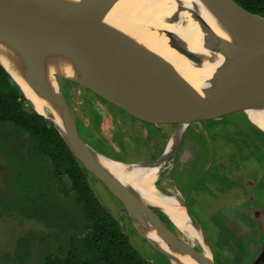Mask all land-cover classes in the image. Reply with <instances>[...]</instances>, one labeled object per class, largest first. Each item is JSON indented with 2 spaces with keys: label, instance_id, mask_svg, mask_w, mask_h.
Returning a JSON list of instances; mask_svg holds the SVG:
<instances>
[{
  "label": "water",
  "instance_id": "water-1",
  "mask_svg": "<svg viewBox=\"0 0 264 264\" xmlns=\"http://www.w3.org/2000/svg\"><path fill=\"white\" fill-rule=\"evenodd\" d=\"M122 1L0 0V54L17 69L24 87L13 79L1 62L0 66L30 109L58 132L87 177L97 180L119 201L134 229L155 252L164 256L169 264H187L183 261L185 258L193 264H214L202 229L177 195L156 189L161 197L174 199L183 207L194 225L192 228L178 227L164 211L166 207L146 204L99 163L101 158L133 170L132 167L161 160L167 146L158 159L139 165L114 160L104 151L92 148L80 135L60 81L82 86L144 125L171 131L169 141L175 138L176 146L156 174L155 187L163 168L169 164V159H173L189 131H203L243 116L247 128L238 130L264 143V130L250 116L253 112L264 111V80L253 78L248 72L231 83L223 80L252 52L264 63V17L248 11L234 0H200L213 18L227 26L237 40L216 38L217 45H207L229 64L224 70L208 76L205 84L195 85L144 44L104 22L105 16ZM182 12L198 22L201 30H208L205 20L193 8L183 6H177L164 22L176 24ZM162 33L169 49L195 65L200 64L201 61L181 42L166 31ZM55 64L70 67L77 76L49 73L46 66ZM33 94L56 112L61 125L56 122L53 112H44L45 107L39 111L35 107L31 101ZM257 145L261 146L260 143ZM252 212L255 218L260 214L258 208ZM159 214L167 218L176 231ZM191 231L199 232L208 253L199 239H190ZM157 241L167 245L172 253L163 250ZM145 261L150 264L149 260ZM250 264H264V242Z\"/></svg>",
  "mask_w": 264,
  "mask_h": 264
},
{
  "label": "rangeland",
  "instance_id": "rangeland-1",
  "mask_svg": "<svg viewBox=\"0 0 264 264\" xmlns=\"http://www.w3.org/2000/svg\"><path fill=\"white\" fill-rule=\"evenodd\" d=\"M183 76L195 85L205 78L204 73ZM60 83L80 135L92 148L138 165L158 159L165 150L171 131L144 125L110 106L119 124L130 127L118 132L116 117L107 110L104 116L95 106L102 105L101 99L80 85L71 83L70 90V82ZM98 122L99 128L93 126ZM244 123L243 116H236L187 132L155 183L157 190L171 191L185 204L204 233L214 264H250L264 242L260 220L252 212L264 206V143L261 149L258 139L240 132L247 128ZM112 139L116 144L111 142L110 150L106 143ZM36 154L26 132L0 123V264H44L62 256L85 231L69 180L57 177L49 160ZM88 180L137 253L150 264H169L134 229L119 201L97 180Z\"/></svg>",
  "mask_w": 264,
  "mask_h": 264
},
{
  "label": "bare ground",
  "instance_id": "bare-ground-1",
  "mask_svg": "<svg viewBox=\"0 0 264 264\" xmlns=\"http://www.w3.org/2000/svg\"><path fill=\"white\" fill-rule=\"evenodd\" d=\"M177 6L193 8L205 20L208 30H201L199 23L191 19V16L185 12L180 13L176 24L165 23L164 18L170 16ZM104 22L144 44L152 52L171 63L182 75L204 73L205 78L199 85L205 84L208 76L216 73L217 70H224L229 64L219 53L209 50L207 45H217L216 38L225 41L237 40L227 26L218 23L213 18L200 0H123L105 16ZM163 31L168 32L174 39L181 42L187 51L193 53L201 61L200 64L195 65L169 49L163 36ZM0 62L13 79L24 87L21 75L17 69L1 54ZM46 68L49 73L58 71L59 74H65L69 77L77 76L73 74L70 67L63 66V64L47 65ZM246 73L253 78L264 80V63L260 61L259 56L255 52H252L246 59L237 63L227 76H224L223 80L231 83L234 79ZM31 101H33L39 111H43V107H45L44 112H53L56 122L61 125L56 112L51 110L50 107L47 108V104L37 95H31ZM250 116L264 130V111L253 112ZM175 144V138L169 141L161 160L143 166L132 167L133 170L130 171L124 165L114 161H106L99 158V163L108 169L125 188L136 193L146 204L166 207L164 211L178 227L182 228L185 225L192 228L194 225L183 207L177 204L174 199L161 197L153 184L156 174L164 166L166 157L172 154ZM189 220L190 222H188ZM192 233L196 239H199L204 244L203 239L198 234L199 232L191 231L189 234L190 239L193 237ZM159 245L163 250L172 253L167 245L160 244V242ZM204 248L205 252L208 253L205 244ZM183 261L187 264H193L187 258L183 259Z\"/></svg>",
  "mask_w": 264,
  "mask_h": 264
},
{
  "label": "trees",
  "instance_id": "trees-1",
  "mask_svg": "<svg viewBox=\"0 0 264 264\" xmlns=\"http://www.w3.org/2000/svg\"><path fill=\"white\" fill-rule=\"evenodd\" d=\"M234 1L248 11L264 17V0ZM2 122L10 123L29 135L36 155L49 160L57 177L69 180L76 202L83 210L86 222L83 235L73 239L62 256L46 259L44 264H148L131 245L123 226L102 206L86 173L58 132L30 109L21 92L0 66V123ZM109 157L122 161L115 156ZM165 219L176 231L172 223Z\"/></svg>",
  "mask_w": 264,
  "mask_h": 264
},
{
  "label": "flooded vegetation",
  "instance_id": "flooded-vegetation-1",
  "mask_svg": "<svg viewBox=\"0 0 264 264\" xmlns=\"http://www.w3.org/2000/svg\"><path fill=\"white\" fill-rule=\"evenodd\" d=\"M73 84V83H72ZM71 83L70 84H68L69 85V89H70V85H72ZM71 90V89H70ZM86 90V89H85ZM99 101H100V99H99ZM101 103H102V105H95V106H97L98 108H100V110L102 111V113L103 114H105L104 116H106V110L108 111V113L110 112L111 114H112V110H111V108H110V106H112V105H110L109 103H106L105 101H103L102 102V100L100 101ZM106 106V109H104L105 108V106ZM112 115H114V114H112ZM115 117H116V119L114 120L115 121V123H116V130L119 132L120 130H122L123 132H128V130H129V126L128 125H125V124H122L123 122H121L120 124H119V119L117 118V116L116 115H114ZM108 118V117H107ZM97 121H99V120H97ZM100 123L101 122H98V123H96V124H93V126H95L96 128L98 127L99 128V126H100ZM124 128V129H123ZM126 129H127V131H126ZM112 133L113 132H111V135H112ZM124 134L125 133H123V136H122V139L121 140H123V137H124ZM110 136V135H109ZM117 137V136H116ZM111 142H113L114 144H116L115 143V141L112 139V141H108V143H106L107 144V146L110 148V150L112 149V146H111ZM109 144V145H108ZM112 153H114L113 151H111ZM115 156V158H118L117 156H116V154H114L112 157H114ZM119 160H122V159H120V158H118ZM263 205H264V203H263ZM264 207V206H263ZM260 214L261 215H259L258 216V218H257V220H260L259 221V225L260 226H263L262 224V222H263V218H264V215L262 214V211L260 212ZM161 216V215H160ZM163 217V216H162ZM164 218V217H163ZM214 262H215V259H214Z\"/></svg>",
  "mask_w": 264,
  "mask_h": 264
},
{
  "label": "crops",
  "instance_id": "crops-1",
  "mask_svg": "<svg viewBox=\"0 0 264 264\" xmlns=\"http://www.w3.org/2000/svg\"><path fill=\"white\" fill-rule=\"evenodd\" d=\"M260 142H261V141L258 140V143H260ZM262 148L264 149V146H263ZM262 148H261V149H262ZM262 214L264 215V207H263V210H262ZM259 215H261V214H259ZM259 215H258V216H259ZM258 216H257V217H258ZM262 223H263V224H262L263 226H261L260 228H261V233L264 234V218H263V222H262ZM193 238H194V237H193Z\"/></svg>",
  "mask_w": 264,
  "mask_h": 264
}]
</instances>
